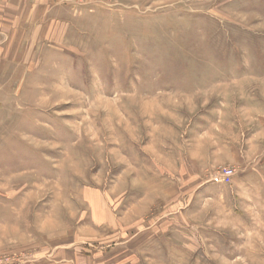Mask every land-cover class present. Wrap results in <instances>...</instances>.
Masks as SVG:
<instances>
[{
  "label": "rangeland",
  "instance_id": "obj_1",
  "mask_svg": "<svg viewBox=\"0 0 264 264\" xmlns=\"http://www.w3.org/2000/svg\"><path fill=\"white\" fill-rule=\"evenodd\" d=\"M46 18L0 64V264H264V0Z\"/></svg>",
  "mask_w": 264,
  "mask_h": 264
},
{
  "label": "crops",
  "instance_id": "obj_2",
  "mask_svg": "<svg viewBox=\"0 0 264 264\" xmlns=\"http://www.w3.org/2000/svg\"><path fill=\"white\" fill-rule=\"evenodd\" d=\"M56 4L59 0H0V64L21 63L15 55L39 43V27Z\"/></svg>",
  "mask_w": 264,
  "mask_h": 264
},
{
  "label": "built area",
  "instance_id": "obj_3",
  "mask_svg": "<svg viewBox=\"0 0 264 264\" xmlns=\"http://www.w3.org/2000/svg\"><path fill=\"white\" fill-rule=\"evenodd\" d=\"M75 2H83L84 0H74ZM231 169H225L223 170L218 176L215 177L216 181H222L225 177H229L232 174Z\"/></svg>",
  "mask_w": 264,
  "mask_h": 264
}]
</instances>
